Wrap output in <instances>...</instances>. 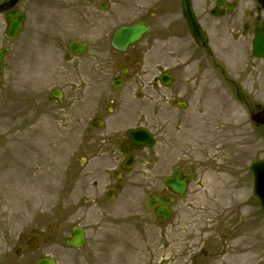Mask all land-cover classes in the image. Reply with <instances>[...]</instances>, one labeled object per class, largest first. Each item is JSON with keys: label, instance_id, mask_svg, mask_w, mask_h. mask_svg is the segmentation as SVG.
Segmentation results:
<instances>
[{"label": "rangeland", "instance_id": "obj_1", "mask_svg": "<svg viewBox=\"0 0 264 264\" xmlns=\"http://www.w3.org/2000/svg\"><path fill=\"white\" fill-rule=\"evenodd\" d=\"M236 1L230 15L216 17L202 12L212 0H194L211 51L200 68H191L192 81L195 71L199 80L188 106L169 107L181 123L162 131L172 138L166 156L194 168L197 177L175 199L172 216L160 222L143 205L158 189L150 160L159 143L142 152L145 160L108 198L119 112L87 133L85 122H77V107L84 95L111 93L108 81L89 91L97 81L80 80L114 75L112 66L100 71L96 62L100 55L116 58L110 44L116 27L144 18L152 29L139 47L150 48L168 21L153 15L155 0H31L27 29L11 41L0 77V174L10 172L0 176V264H34L42 255L57 264H264V215L248 170L252 159L264 157V126L249 116L264 106V81H226L239 79L254 63L247 36L226 25L231 18L238 28L248 22L253 1ZM73 37L90 46L68 59ZM145 63L153 72V61ZM55 87L63 91L61 102L48 98ZM234 88L242 97H234ZM116 92L126 95V89ZM74 225L86 232L80 248L66 243ZM32 235L37 245L28 248Z\"/></svg>", "mask_w": 264, "mask_h": 264}, {"label": "flooded vegetation", "instance_id": "obj_2", "mask_svg": "<svg viewBox=\"0 0 264 264\" xmlns=\"http://www.w3.org/2000/svg\"><path fill=\"white\" fill-rule=\"evenodd\" d=\"M10 0H0V4L7 3ZM225 3L216 6V0H212V5L203 4L202 12L211 14L213 9L220 11L221 16H227L237 7L236 0H223ZM251 11L249 13V21L244 22L240 28L234 18H231L227 22L233 32L242 30L244 35L250 40L252 47V41L254 38L255 29L262 26L264 21V8L259 6L257 0H252ZM264 1V0H263ZM129 4L126 3L125 6ZM230 6V8H229ZM135 12H138V8L135 5ZM21 10L24 13V28L28 26L31 14V0H14L11 7L0 12V35L9 41V38L5 36L6 31V15L9 12ZM194 13L199 18L201 12L197 6L194 5ZM151 11L156 17H163L168 22L164 28H159L157 34L150 41V48H140L139 43L132 47L127 48L124 51L113 50L115 59L110 60L106 55H100L99 62H96L97 69L107 70L110 66L114 69V75L109 79L104 78H83L80 81H97L93 85H89L90 88L86 90L95 91L96 84H101L102 81H108L110 87V94L107 96L105 93L99 91L96 94V99H89L91 95H84L78 99L80 101L77 107L78 123L81 120L85 122L84 128L87 131L101 127L96 126L100 121L102 125L106 121V115H112L115 112H119V120L115 127L121 132L122 136H118L116 140V150H112L113 158L118 163V168L122 173V177L127 175V171L120 168L121 161L128 157L133 156L134 163L136 164L141 159L145 160V155L142 152L146 149L136 150L133 149L130 154H123L119 150L120 143L127 138L126 132L129 128L144 126L147 127L155 138V143H159L158 151L156 152L157 157H152L153 162V174L156 176V184L158 186L157 194L160 196L173 197L169 190L162 182V178L165 175L172 173V169L176 166L175 161L171 157L166 156L164 152L168 143L171 142L172 138L166 135V132L162 129L167 125L181 123V120L176 119L170 113L169 107L175 109L173 101H182L185 98L190 99V96L197 90V80H199L196 71L194 81L192 76L194 75L191 71L193 64H196L197 68H200L201 63L204 62L206 56L210 53V48L199 46L192 38L185 20L182 16V8L180 0H155L152 3ZM140 19V18H138ZM201 24V22H200ZM202 26V24H201ZM156 32V31H155ZM146 38V37H145ZM144 38V39H145ZM148 42H146L147 44ZM1 46V45H0ZM1 47H6L9 52L10 48L8 45L3 44ZM260 59V58H258ZM153 61L154 67L153 72H148L145 69V62ZM262 60L260 59V62ZM261 66H256L253 63L251 67L243 74L238 81H245L246 77L255 78L261 80L264 79V64L261 62ZM96 66V65H95ZM146 70V71H145ZM168 75L171 77V83L164 85L162 78ZM246 76V77H245ZM116 78L117 81H121L122 86L115 88L112 86V79ZM126 89V95L117 93L116 91ZM196 97V94L194 95ZM144 98L148 99L151 104L149 105L144 101ZM204 97H200L202 101ZM83 101V106L81 102ZM167 104V107H166ZM150 119V123L147 121ZM196 127V125H195ZM106 140V139H104ZM90 142V141H89ZM105 145V144H104ZM149 149V148H148ZM122 155V158H121ZM182 167V166H180ZM186 168V167H182Z\"/></svg>", "mask_w": 264, "mask_h": 264}, {"label": "water", "instance_id": "obj_3", "mask_svg": "<svg viewBox=\"0 0 264 264\" xmlns=\"http://www.w3.org/2000/svg\"><path fill=\"white\" fill-rule=\"evenodd\" d=\"M182 5L184 9V14L186 21L190 27V30L196 40L199 43H204V36L200 31L194 16L190 10L189 0H182ZM22 15L19 13L12 14L8 16V35L15 36L19 28H21ZM148 31V26L143 22L134 23L130 26H122L118 28L112 38V43L117 48H125L129 44H133L141 38V36ZM86 48L84 43H80L78 40L70 41L68 45V50L72 53H82ZM253 52L255 55L262 56L264 58V30H258L254 39ZM3 50H0V74L2 73V58ZM54 95L60 99V94L57 90L54 91ZM257 122L264 120V112L253 117ZM130 140L128 144H135L136 146L150 145L152 143L151 135L143 130L136 129L130 130L128 132ZM128 144L121 146L122 150H127ZM249 169L253 174V190L257 198L259 199L260 206L264 212V159L254 160ZM190 174L185 172L180 174V172L175 169L174 175L171 178H166V185L172 190V192L181 195L184 193L185 184L187 178ZM168 203L170 201L165 198H158L155 195H151L145 202L147 208L154 211L155 217L167 218L170 216V210L168 208ZM84 243L83 229L80 227H74L72 230V235L68 239V244L72 246H81ZM36 264H54V261L50 258H40Z\"/></svg>", "mask_w": 264, "mask_h": 264}, {"label": "bare ground", "instance_id": "obj_4", "mask_svg": "<svg viewBox=\"0 0 264 264\" xmlns=\"http://www.w3.org/2000/svg\"><path fill=\"white\" fill-rule=\"evenodd\" d=\"M35 162L38 163V160L35 159ZM0 164L2 165V163H0ZM3 164H6V162H3ZM36 166H38V165H36ZM9 173H10L9 170L6 169V170H3V172L0 174V176L7 177Z\"/></svg>", "mask_w": 264, "mask_h": 264}]
</instances>
